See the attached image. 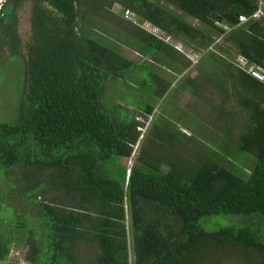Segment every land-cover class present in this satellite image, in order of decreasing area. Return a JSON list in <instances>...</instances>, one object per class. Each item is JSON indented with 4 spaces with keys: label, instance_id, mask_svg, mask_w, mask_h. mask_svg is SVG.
<instances>
[{
    "label": "trees",
    "instance_id": "1",
    "mask_svg": "<svg viewBox=\"0 0 264 264\" xmlns=\"http://www.w3.org/2000/svg\"><path fill=\"white\" fill-rule=\"evenodd\" d=\"M0 14V68L22 83L0 120L1 264H264V83L246 72L264 70L257 0H4ZM127 79L147 102L103 101ZM175 92L194 120L214 109L216 141L127 168Z\"/></svg>",
    "mask_w": 264,
    "mask_h": 264
},
{
    "label": "rangeland",
    "instance_id": "2",
    "mask_svg": "<svg viewBox=\"0 0 264 264\" xmlns=\"http://www.w3.org/2000/svg\"><path fill=\"white\" fill-rule=\"evenodd\" d=\"M257 5L260 9L264 8V0H257ZM121 10L122 9L119 6H113L112 8L113 13L117 17H120ZM258 15L259 14L255 16L257 17ZM128 22H132V20ZM136 24H138V22H136ZM26 27L27 26L25 16L21 14L19 19V33L23 38H25ZM144 28L147 30L146 26ZM167 42L172 45H175L176 47L179 46L178 48L185 54L188 53V50L185 47L181 45L177 46V44L172 40L169 39ZM123 52L125 57L131 60H136L139 58L137 54H134L133 52H128V50L123 49ZM0 72L2 73L0 76H3V78L0 79V87L2 91L0 92V120H2L10 118L9 112L12 108L10 107V105L13 104V101L16 105L18 101V97H16L14 93H16V91H18L17 93H20L22 83L20 85V81L17 76L19 70H14V64H12L8 69L0 68ZM9 75H11V77H9ZM135 80H139L138 75H136ZM116 82L118 84L115 87H107L105 93L101 95L103 101H107L109 99L115 100L118 98L117 104L126 105L128 107L130 106V108L131 106H133L131 109H133L134 106H137L135 103L138 102L140 98H145L147 102L148 94L142 93L139 89H137V91H135L134 89V91L136 92L135 93L131 88L134 87V84L130 83L129 79L125 80L124 83L130 86L124 84L122 80ZM176 92L171 98L167 97L163 101L161 99L155 105L154 110L152 111L150 116H148V122H145L146 125L144 124L143 128L141 129L140 134H142L141 137L139 136L140 139L138 140V143L136 145L137 150L136 146L133 147V152L131 154L132 161L130 160L131 164L128 160L125 161V166L127 168H129L133 164L138 152H141L142 158L149 155L152 151H155L157 153L163 152L165 160H171L174 156V158L177 159L178 157H182L183 153H186L184 151L186 141L188 142L186 147L190 151L193 152L195 149L194 146L196 145V148H198L199 150L208 152L209 147L201 140H198L196 136L204 140L213 139L214 141H216L215 135L211 133L213 132L211 124L213 126H216V123L214 122V109H210L209 107L204 108V104L201 103L195 105L194 108L197 106L199 108H196L194 110V114L199 115V119L194 120L190 108L188 107L191 105L192 101L190 100L189 96H187V92H181L180 94L179 92ZM11 98L12 101L10 100L9 103H7V101ZM13 98L16 99L14 100ZM184 105L187 106L185 107ZM123 109L124 108L122 107V109H120L119 111L122 114H124L122 112ZM122 119L126 120V117H122ZM169 129H171L173 132L167 133L166 131H168ZM193 129L195 130L194 132ZM166 133L168 135H172V141H170L169 138H166ZM198 154L200 153L198 152ZM184 159L187 160L186 156ZM171 161L174 162V160ZM23 257V249H12L10 251L8 261L21 263L23 261Z\"/></svg>",
    "mask_w": 264,
    "mask_h": 264
},
{
    "label": "built area",
    "instance_id": "3",
    "mask_svg": "<svg viewBox=\"0 0 264 264\" xmlns=\"http://www.w3.org/2000/svg\"><path fill=\"white\" fill-rule=\"evenodd\" d=\"M3 3H4V0H0V10H1V6ZM0 16H1V14H0ZM123 18L127 21H130V16H129L128 12H124ZM238 19H239V21H244V19L241 17ZM190 58L195 59V56L191 55ZM246 72L249 74V76L251 78H253L259 82L264 83V70L262 68L252 66V67H248Z\"/></svg>",
    "mask_w": 264,
    "mask_h": 264
},
{
    "label": "crops",
    "instance_id": "4",
    "mask_svg": "<svg viewBox=\"0 0 264 264\" xmlns=\"http://www.w3.org/2000/svg\"><path fill=\"white\" fill-rule=\"evenodd\" d=\"M176 44H177V46L180 45L179 43H176ZM178 47H179V46H178ZM178 47L175 46L174 49H175L178 53L183 54L184 52H182ZM183 55H184V54H183ZM182 75H183V74H182ZM182 75H181V76H182ZM181 76H177V77H176L177 80H178Z\"/></svg>",
    "mask_w": 264,
    "mask_h": 264
}]
</instances>
